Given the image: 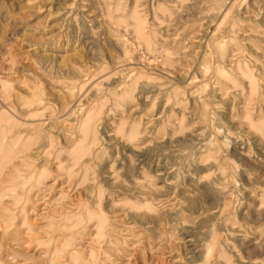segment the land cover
<instances>
[{
  "label": "rangeland",
  "instance_id": "rangeland-1",
  "mask_svg": "<svg viewBox=\"0 0 264 264\" xmlns=\"http://www.w3.org/2000/svg\"><path fill=\"white\" fill-rule=\"evenodd\" d=\"M0 264H264V0H0Z\"/></svg>",
  "mask_w": 264,
  "mask_h": 264
}]
</instances>
